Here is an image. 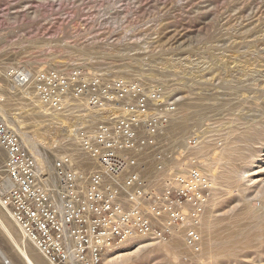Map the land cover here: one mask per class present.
<instances>
[{
	"label": "rangeland",
	"instance_id": "1",
	"mask_svg": "<svg viewBox=\"0 0 264 264\" xmlns=\"http://www.w3.org/2000/svg\"><path fill=\"white\" fill-rule=\"evenodd\" d=\"M12 67L171 77L166 149L183 155L200 137L191 155L216 189L199 252L179 235L132 238L103 264H264V0H0V120L46 169L67 153L91 170L73 127L40 110L33 89L7 77ZM0 216L37 264H50L1 205ZM0 246L10 257L1 233Z\"/></svg>",
	"mask_w": 264,
	"mask_h": 264
},
{
	"label": "built area",
	"instance_id": "2",
	"mask_svg": "<svg viewBox=\"0 0 264 264\" xmlns=\"http://www.w3.org/2000/svg\"><path fill=\"white\" fill-rule=\"evenodd\" d=\"M6 75L31 87L47 116L70 124L93 162L84 170L66 153L46 169L0 120V205L50 264H103L109 250L132 238L179 235L199 252L216 186L191 155L201 145L196 131L183 155L166 149L178 99L171 77L24 67Z\"/></svg>",
	"mask_w": 264,
	"mask_h": 264
},
{
	"label": "bare ground",
	"instance_id": "3",
	"mask_svg": "<svg viewBox=\"0 0 264 264\" xmlns=\"http://www.w3.org/2000/svg\"><path fill=\"white\" fill-rule=\"evenodd\" d=\"M0 229H1L0 233L1 236L3 237V240L7 242L9 248L11 249V254H10L11 258H10L8 254L0 246V261H3L4 264H16V262H19V259L21 258L25 262V264H37L33 260V258L29 255L27 249H25L18 243V241L12 234L11 230L4 223L1 216H0Z\"/></svg>",
	"mask_w": 264,
	"mask_h": 264
}]
</instances>
